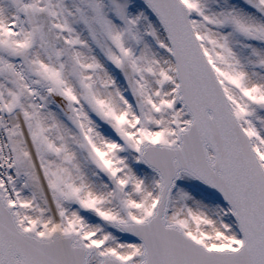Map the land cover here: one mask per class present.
<instances>
[{"label":"snow or ice","instance_id":"obj_1","mask_svg":"<svg viewBox=\"0 0 264 264\" xmlns=\"http://www.w3.org/2000/svg\"><path fill=\"white\" fill-rule=\"evenodd\" d=\"M0 264H264V0H0Z\"/></svg>","mask_w":264,"mask_h":264}]
</instances>
